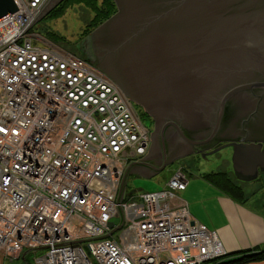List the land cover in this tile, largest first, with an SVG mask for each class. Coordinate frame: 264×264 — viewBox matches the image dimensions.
Listing matches in <instances>:
<instances>
[{
	"label": "built area",
	"instance_id": "1",
	"mask_svg": "<svg viewBox=\"0 0 264 264\" xmlns=\"http://www.w3.org/2000/svg\"><path fill=\"white\" fill-rule=\"evenodd\" d=\"M14 1L0 20V264L40 249L34 264H208L225 256L216 231L177 196L187 183L182 169L155 191L125 187L116 227L123 170L147 154L149 132L100 68L33 41L28 32L46 0Z\"/></svg>",
	"mask_w": 264,
	"mask_h": 264
},
{
	"label": "water",
	"instance_id": "2",
	"mask_svg": "<svg viewBox=\"0 0 264 264\" xmlns=\"http://www.w3.org/2000/svg\"><path fill=\"white\" fill-rule=\"evenodd\" d=\"M114 2L116 12L84 40L87 51L154 120L147 154L123 170L119 227L131 174L150 177L178 158L226 146L234 167L248 161L253 173L264 165V0ZM16 9L14 0H0V20Z\"/></svg>",
	"mask_w": 264,
	"mask_h": 264
},
{
	"label": "rangeland",
	"instance_id": "3",
	"mask_svg": "<svg viewBox=\"0 0 264 264\" xmlns=\"http://www.w3.org/2000/svg\"><path fill=\"white\" fill-rule=\"evenodd\" d=\"M53 1L54 0H46L41 9V11L44 9V12L41 13L42 15L38 19L33 21L34 23L28 32L33 41L40 46H48L65 51L96 66V63H94L89 56L84 40L106 19L100 20V22L96 25L89 28L88 25H91V21L95 16V12L92 8H89L82 3H74L62 4V7L53 11L55 7L60 4L57 3L55 6H52ZM97 4L100 6L101 0H98ZM139 118L142 120L140 115ZM229 154L230 152L225 148L217 152H212L208 158H205L201 154H191L176 159L172 163L168 164L163 170L150 177H145L140 174H131L128 177L126 193L155 191L163 188L169 177L176 169H182V171L188 174V176H202V173H206L208 171L228 170L230 166L226 165L223 158ZM255 177L256 178L253 180L254 182L244 183L238 181V183L244 187H248L251 191H255V189H257L252 188L258 187L259 189L256 190L255 196H259L264 194V172H258ZM232 179L234 180L235 178L232 177ZM181 191L177 192L178 197L180 196ZM43 252V249L30 252L28 254V263L34 264V257L43 254ZM26 263L19 258L12 261L3 259L1 264Z\"/></svg>",
	"mask_w": 264,
	"mask_h": 264
},
{
	"label": "crops",
	"instance_id": "4",
	"mask_svg": "<svg viewBox=\"0 0 264 264\" xmlns=\"http://www.w3.org/2000/svg\"><path fill=\"white\" fill-rule=\"evenodd\" d=\"M185 175L187 184L179 198L187 204L196 220L216 231L226 254L264 250V194L255 196L258 187L253 186L252 189H257L251 191L242 186L245 197L237 200L201 175ZM254 178L240 181L254 182ZM239 264H264V258Z\"/></svg>",
	"mask_w": 264,
	"mask_h": 264
},
{
	"label": "trees",
	"instance_id": "5",
	"mask_svg": "<svg viewBox=\"0 0 264 264\" xmlns=\"http://www.w3.org/2000/svg\"><path fill=\"white\" fill-rule=\"evenodd\" d=\"M97 1L98 0H63L59 2L60 4H58L53 11L62 7V4H85L89 8H92L95 12V16L91 21V25H88L89 28H91L98 22H100V20L108 19L117 10L114 0H101L100 6L97 4ZM141 114H144L145 117L148 116V114L144 111H142ZM202 177L205 178L212 185L216 186L217 188L237 200H243L245 197V191L242 185L238 183L236 179H232V173L229 174V172L211 171L202 174ZM260 258H264V250L240 251L235 254H226L225 256L215 258L211 260L208 264H239ZM24 260L28 263V254L24 256Z\"/></svg>",
	"mask_w": 264,
	"mask_h": 264
},
{
	"label": "flooded vegetation",
	"instance_id": "6",
	"mask_svg": "<svg viewBox=\"0 0 264 264\" xmlns=\"http://www.w3.org/2000/svg\"><path fill=\"white\" fill-rule=\"evenodd\" d=\"M132 106H133V108H134V110L137 112V114H139L140 115V117L142 118V120H145V121H142V123H143V125L147 128V130H148V132H149V136H150V133L152 132V131H154V120L150 117V115H148L147 117H145V115L144 114H141L142 113V108H140L138 105H136V104H134V103H132ZM139 112V113H138ZM148 122H147V121ZM150 143H151V140H150ZM222 145V143H219V144H217L216 146H214L213 148H215V147H219V146H221ZM263 147H264V145H263ZM223 148H225V149H227L229 152H230V154L229 155H226L224 158H223V161L226 163V165H229L230 166V168L228 169V170H218L219 172H231L232 173V176L234 177V176H236L237 177V179L240 181H244V180H246V179H244V178H248V180H249V178H251V179H253L255 176H256V174L258 173V172H264V165H260V163H258V169H257V171H255L256 172V174H255V172H253L252 173V171H251V167H250V165H249V163H248V161H245V164H240V163H236V166L234 167V164H233V162H232V154H233V148L231 147V146H226V147H223ZM223 148H221V149H223ZM221 149H219V150H221ZM212 150V148L211 149H207V151H205V153H204V157L205 158H208L209 157V155L211 154V153H208V152H210ZM218 150V151H219ZM217 152V151H216ZM201 154V153H200ZM200 154H196V155H200ZM202 155V154H201ZM244 162V161H243ZM263 166V167H262ZM256 178V177H255ZM254 178V179H255ZM236 179V180H237Z\"/></svg>",
	"mask_w": 264,
	"mask_h": 264
}]
</instances>
